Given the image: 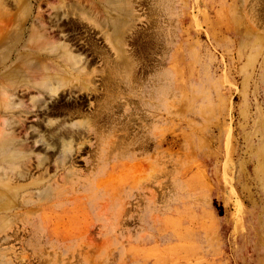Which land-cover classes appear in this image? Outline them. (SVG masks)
<instances>
[{
	"label": "rangeland",
	"instance_id": "rangeland-1",
	"mask_svg": "<svg viewBox=\"0 0 264 264\" xmlns=\"http://www.w3.org/2000/svg\"><path fill=\"white\" fill-rule=\"evenodd\" d=\"M131 7L122 48L133 81L103 121L92 91L60 101L82 97V117L48 114V99L28 114L0 101V131L24 146L21 166L0 170V264H264V0ZM58 8L0 0V62L12 60L1 74L46 38L38 18L62 39ZM92 41L105 49L100 34ZM35 96L19 91L14 104ZM47 121L77 125L66 153Z\"/></svg>",
	"mask_w": 264,
	"mask_h": 264
},
{
	"label": "bare ground",
	"instance_id": "bare-ground-1",
	"mask_svg": "<svg viewBox=\"0 0 264 264\" xmlns=\"http://www.w3.org/2000/svg\"><path fill=\"white\" fill-rule=\"evenodd\" d=\"M58 3L59 8L55 15L56 29L60 34H66L61 40H52L47 36V28L42 24V17L37 19L46 38L41 43H38V40L36 43L27 44L25 53L14 57L10 70L0 73V101L6 105L11 102L12 108H19V112L23 114L35 113L50 104L48 114L67 113L82 117L85 116L82 97H73L72 103H69V100L63 103L60 101L66 94L72 95L74 90L84 91L86 96L91 95L89 93L92 91L97 98L102 99V102L93 109L91 115L93 122L103 121L107 115L106 105L116 97L119 84H131L133 81L129 71L133 68V59L124 55L122 48L126 32L125 20L131 17V0H58ZM61 17L67 21L60 22L59 25L57 21ZM94 32L101 35L105 49L92 41ZM80 38L84 40L81 45L78 44ZM85 50L102 62L103 67L92 69L91 59L82 54ZM11 61L6 62L5 59L1 61L0 72ZM94 75L100 77V85L92 87ZM28 89H34L37 93V96L29 98L30 107H25L19 100L14 104V94H18L19 91L26 93ZM46 99L50 103L46 102L48 104L44 105ZM6 105L3 111L8 115ZM33 108L36 111H33ZM11 115H14L13 112ZM13 123L17 124L18 121L15 120ZM2 126L6 132L0 131V170L7 174L21 166L24 156L20 150L24 146L21 139L6 134L11 127L7 130V125ZM46 126L49 127L46 131L51 135L61 137V151L63 154L66 153L70 149V144L63 139L65 136L70 138L73 135L72 128L77 125L66 127L56 121H47Z\"/></svg>",
	"mask_w": 264,
	"mask_h": 264
}]
</instances>
